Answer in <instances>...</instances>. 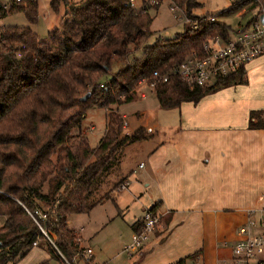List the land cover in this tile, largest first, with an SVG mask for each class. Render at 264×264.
Here are the masks:
<instances>
[{"label": "trees", "instance_id": "obj_1", "mask_svg": "<svg viewBox=\"0 0 264 264\" xmlns=\"http://www.w3.org/2000/svg\"><path fill=\"white\" fill-rule=\"evenodd\" d=\"M128 1L51 0L55 11L60 5L65 11L59 26L46 36L29 26L0 25V264L25 257L36 240L37 247L46 246L60 259L27 211L38 207L48 212L46 225L66 257L83 249L80 233L68 225L69 216L90 212L109 197L96 198V192L120 164L125 147L151 137L143 127L124 133V116L110 108L133 100L141 78L152 82L155 71L169 74L168 81H157L153 89L166 110L183 102L196 104L225 86L246 82L241 67L212 85L190 87L172 67L193 51L203 55L204 43L216 34L233 37L231 26L220 17L258 7L257 18L264 0H238L216 15L200 16L193 15L199 0H169L184 12V30L153 43H148L152 9L142 12ZM15 12H23L34 24L38 2L23 0L0 20ZM137 50L142 53L130 59ZM116 61L121 65L113 71ZM91 106L107 111L105 133L94 148L82 126ZM248 128L264 129V109L250 111ZM125 181L113 189L119 191ZM157 206L150 210L155 212ZM142 225L139 219L132 228L140 232ZM186 260L174 264H188Z\"/></svg>", "mask_w": 264, "mask_h": 264}, {"label": "crops", "instance_id": "obj_2", "mask_svg": "<svg viewBox=\"0 0 264 264\" xmlns=\"http://www.w3.org/2000/svg\"><path fill=\"white\" fill-rule=\"evenodd\" d=\"M261 57L244 67L245 85L233 84L234 91L220 90L196 104L177 107L179 123L172 142L157 144L145 162L123 177L132 178L136 185L130 193L141 204L142 212L134 214L132 225L156 203L155 213L162 219L148 240L130 253L138 255L133 264H174L182 259L189 263L197 253L204 264H221L230 256L240 227L253 221L250 231L264 232V129L248 128L250 111L264 105L258 97H252L254 104L244 101V92L264 63ZM222 95L231 96L234 103L224 112L218 105ZM240 107L244 111L238 114ZM142 127L151 133L146 140L153 138L155 126ZM132 229L137 236L138 229ZM94 258L98 260L95 250ZM113 259L116 256L101 262L111 264Z\"/></svg>", "mask_w": 264, "mask_h": 264}, {"label": "rangeland", "instance_id": "obj_3", "mask_svg": "<svg viewBox=\"0 0 264 264\" xmlns=\"http://www.w3.org/2000/svg\"><path fill=\"white\" fill-rule=\"evenodd\" d=\"M77 1V0H74ZM201 5L193 10V15L218 14L221 10L228 8L238 0H199ZM38 2V21L31 24L23 12H15L6 15L0 20V25L7 26H29L32 30L40 36H46L49 31L59 26L61 16L64 14L65 7L60 5L59 10L55 11L51 5V0H37ZM139 2V0H138ZM259 8L243 9V12H235L225 17H220L227 25L235 27L239 21L247 20L257 12ZM150 13L153 16V21L150 26L152 35L148 43H153L157 38H172L177 33L184 30L186 24V16L184 12L172 5L169 0H160V4L156 9H152ZM142 50H137L130 55H140ZM264 58V57H261ZM260 59V58H259ZM121 65L116 61L113 65V71ZM110 76V75H109ZM111 77V76H110ZM251 83V82H250ZM242 85H245L242 83ZM220 90L225 92L228 90L234 91V86H225L215 92L210 93L214 95ZM141 92L147 94L146 98H141ZM244 101L254 104V98L258 97L260 102L264 105V63L261 70L256 73L252 85L246 89ZM231 96L226 97L222 95L223 101L218 102L219 110L224 112L227 109V104L233 105ZM219 98V99H221ZM225 98V102H224ZM224 105L226 107H224ZM250 106V105H249ZM110 108L117 109L121 114H125L126 127L124 133H133L142 126H155L153 138L149 140H142L127 145L123 151L121 162L115 169L111 170L109 176L105 179L100 189L96 192V198H101L106 194L109 197H103V202L97 204L90 212L70 215L68 218V225L70 228L78 231L83 240V246L91 245L95 252L97 259L108 260L116 256V260L111 264H133L138 259L135 252L130 255L126 251V247L131 245L136 234L131 225L134 222V214L142 212L140 209V202L130 191L134 185L132 178H127L129 186L127 188L113 189L116 182L129 175L130 170H134L140 161H146V154L150 152L160 142H172L175 137V131L179 123L180 108L165 110L159 107L157 96L153 89L146 85L139 86L134 93L133 100L125 102L122 105H112ZM228 111V109L226 110ZM230 111V110H229ZM238 114L243 113V107L236 109ZM106 114L105 108L98 106H91L87 109L82 121L83 129H86L87 137L91 147H96L103 137L106 129ZM93 126V129H91ZM149 131V128H146ZM149 135V132L146 131ZM145 183V182H144ZM138 185V184H137ZM141 186V183L139 182ZM142 195H139L141 197ZM138 203V204H137ZM138 218V217H137ZM2 219H0V223ZM82 228V230H81ZM64 264L60 259L52 255L46 249V246H35L25 257L9 261L6 264Z\"/></svg>", "mask_w": 264, "mask_h": 264}, {"label": "built area", "instance_id": "obj_4", "mask_svg": "<svg viewBox=\"0 0 264 264\" xmlns=\"http://www.w3.org/2000/svg\"><path fill=\"white\" fill-rule=\"evenodd\" d=\"M147 2L144 4V2ZM23 0H0V16L12 11L19 6ZM128 4L134 5L139 11L146 12L160 4V0H129ZM264 14V10L261 9ZM257 12L247 20H241L238 25L232 28L233 37L225 39L220 34L209 38L203 45V55L198 51H193L189 57L172 67V72L180 76L190 87L198 85H212L219 76H227L232 72L245 67L255 58L264 55V24L260 15L255 18ZM215 17H211L214 21ZM187 21V19H186ZM197 22H194L196 27ZM154 80L148 82L145 78L139 80V86L146 85L151 89L155 88L157 81L166 82L169 74H161L157 71L153 73ZM145 96V92H141ZM126 126V122L124 124ZM93 129V126H91ZM142 166V164L140 165ZM128 181H125L122 188H126ZM34 222L38 225L44 239L47 240L59 253L64 264H108L94 258L92 247H83L82 250L74 254L71 259L66 257L56 244V234L47 227L49 220L48 212L41 208L33 211L27 210ZM142 228L137 234L134 242L125 249L133 253L146 242L151 233H154L160 225V216L154 211L146 210L142 217ZM254 226L253 221H249L246 226L239 228L236 241L230 245V256L225 258L221 264H264V232L252 233L250 227ZM38 241L33 245L37 246ZM228 245V241L224 242ZM188 264H204L200 254H194Z\"/></svg>", "mask_w": 264, "mask_h": 264}, {"label": "water", "instance_id": "obj_5", "mask_svg": "<svg viewBox=\"0 0 264 264\" xmlns=\"http://www.w3.org/2000/svg\"><path fill=\"white\" fill-rule=\"evenodd\" d=\"M260 19L262 21V23L264 24V14H261L260 15ZM90 96V92H88L86 95H84L82 98H81V101H85L87 100V98ZM0 245H1V242H0Z\"/></svg>", "mask_w": 264, "mask_h": 264}]
</instances>
